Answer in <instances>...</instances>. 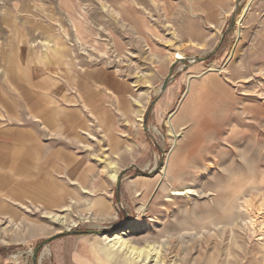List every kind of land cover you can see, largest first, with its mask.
Returning a JSON list of instances; mask_svg holds the SVG:
<instances>
[{"label":"rangeland","instance_id":"obj_1","mask_svg":"<svg viewBox=\"0 0 264 264\" xmlns=\"http://www.w3.org/2000/svg\"><path fill=\"white\" fill-rule=\"evenodd\" d=\"M261 230L264 0H0V264H264Z\"/></svg>","mask_w":264,"mask_h":264},{"label":"bare ground","instance_id":"obj_2","mask_svg":"<svg viewBox=\"0 0 264 264\" xmlns=\"http://www.w3.org/2000/svg\"><path fill=\"white\" fill-rule=\"evenodd\" d=\"M123 11H127V10L124 9ZM143 22H144V26H146V27L149 26L146 23L145 18H144ZM50 43H51L50 40H45V44L46 45H45L44 48L49 50L50 46H51ZM57 46H58V41H55L54 42V48L57 47ZM52 50H54V49H52ZM65 51H66V49L63 48V50H61L60 53L65 52ZM180 57H182V55L179 52L174 53V58H180ZM14 166L16 167L18 165L16 164ZM200 176H201V174L196 175V177H200ZM185 186L188 187L187 185H185ZM185 186L173 188V190H174L173 192L174 193H172V194L173 195L174 194H176V195L183 194V191H182L183 189L182 188L185 187ZM253 209H254L253 211H255V215H251L253 217V219H251V222H250L252 228L255 225L261 226L260 224L262 223L261 221H258V215L260 214L261 208L258 207V206L257 207L255 206ZM50 218L53 219L54 222H56L57 224L65 227V228H69L70 226L75 224V222H70V221L67 220L66 217L60 216V215H55L54 214V215H51ZM125 234H126V232L120 231V232H116V233H113V234L112 233L111 234H109V233L108 234H100V237L103 240V242L105 241V242L108 243L109 249H111L112 251L113 250L114 251L115 250H117V251H125L129 261H132V262L144 261V263H145V262L149 261L151 257H153L154 264H159V260L157 258L158 257L157 250H155L152 247H149L148 245H145L143 247H136L135 245L131 244L130 241L125 239V237H124ZM259 234L262 235L263 239H264V231L261 230V232H259ZM263 239H262V244L264 245ZM112 251H110V252L108 251L107 255L112 253ZM141 264H143V263H141Z\"/></svg>","mask_w":264,"mask_h":264},{"label":"water","instance_id":"obj_3","mask_svg":"<svg viewBox=\"0 0 264 264\" xmlns=\"http://www.w3.org/2000/svg\"><path fill=\"white\" fill-rule=\"evenodd\" d=\"M232 18H233V15H232ZM231 21H232V19H231ZM177 59H179V60H181V62H183V61H185V58L184 57H180V58H177ZM170 74L168 75V77L164 80V82H163V84H162V87H164V85L166 84V82L168 81V79L170 78ZM69 231V230H68ZM73 232H75V233H78L79 231H73ZM62 232H60V233H58L57 235H59V234H61ZM57 235H55V236H57ZM54 236H52V237H50V238H48L46 241H48V240H50L51 238H53ZM41 246V244H39L36 248H35V252L38 250V248Z\"/></svg>","mask_w":264,"mask_h":264},{"label":"crops","instance_id":"obj_4","mask_svg":"<svg viewBox=\"0 0 264 264\" xmlns=\"http://www.w3.org/2000/svg\"><path fill=\"white\" fill-rule=\"evenodd\" d=\"M12 160H13V161L16 160L15 157H14V159L11 158V160L9 161L8 164L12 163ZM16 161H17V160H16ZM16 164L18 165L17 162H15V163L13 162V166L10 165L8 168L12 171V168L14 169V165H16ZM18 169H19V165H18V167H17V172H18ZM17 172H14V171H13V173H11V174H17Z\"/></svg>","mask_w":264,"mask_h":264}]
</instances>
